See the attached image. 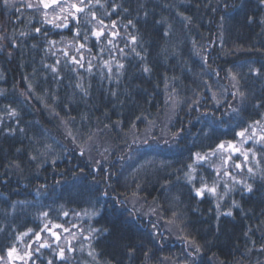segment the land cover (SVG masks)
I'll use <instances>...</instances> for the list:
<instances>
[{
    "label": "trees",
    "instance_id": "1",
    "mask_svg": "<svg viewBox=\"0 0 264 264\" xmlns=\"http://www.w3.org/2000/svg\"><path fill=\"white\" fill-rule=\"evenodd\" d=\"M63 1L0 0V264H264V0Z\"/></svg>",
    "mask_w": 264,
    "mask_h": 264
},
{
    "label": "snow or ice",
    "instance_id": "2",
    "mask_svg": "<svg viewBox=\"0 0 264 264\" xmlns=\"http://www.w3.org/2000/svg\"><path fill=\"white\" fill-rule=\"evenodd\" d=\"M3 3H4L5 6H8V5L11 3V0H3ZM57 3H58V0H50V3H49V0H39V4L42 5L43 8H45V9H47L48 7H50L51 4H57ZM83 3H84V0H80V4H83ZM96 3L99 4V3H100V0H96ZM101 6H102V5H101ZM27 7L32 8V7H34V5H33L32 3L29 2V3L27 4ZM71 7H72L73 9H75V12H76V13H83V12H84V8L81 7V6H77L76 4H73ZM62 10H63V9H62ZM113 11H115V9H113ZM69 14L71 15V13H69ZM57 19H60V18L57 17ZM73 19H76V20L78 21V17H76V16H73ZM92 19H93V20H96V19H97L95 13H92ZM47 22H48V23H52L53 21H47ZM98 23L101 24V25H103L104 22H103V20H98ZM129 23L131 24L132 22L129 21ZM262 23H264V21H262ZM55 26H56V27H61L60 24H56ZM63 26H64V27H67V24L64 23ZM113 27H115V23H113ZM35 31H36L37 33H39V32L41 31V29H40V28H36ZM76 34H77V35H80L79 31H77ZM92 34L97 38V40H99V38H100L102 35H104V32H103V29H102V28L99 29V30L93 29ZM113 35H115V33H113ZM132 43H136V38H135V37H132ZM79 47H80L81 49H83V48H85V45H84V44H80ZM120 51H123V49H120ZM133 51H135V49H133ZM65 55H68V54L65 53ZM137 55H139V53H137ZM80 59L82 60V59H83V56H81ZM71 62L75 64V63H79V60H77L76 58L73 57V58L71 59ZM58 63H59V62H58ZM105 66H107V63H106ZM119 67H120V68H123L124 65H123V64H120ZM90 70H91V69L89 68V71H90ZM110 70H111V69H109V71H110ZM144 70H145L146 72L149 71L148 68H145ZM52 71L55 72L56 69L53 68ZM233 79H235V77H233ZM233 95L235 96L236 94L233 93ZM240 95L243 97V93H240ZM174 106H175V103H173V107H174ZM10 114H11L12 116H15V115H16V113H15L14 111L11 112ZM256 123L259 124L260 122H259V121H256ZM247 131H248V129H244L243 131L237 133L238 136H240L241 138H244V139H243V143H247L248 140H250V139L252 138V136H255V135H256L255 130H253V132H252V136H248V137L245 138V134H246ZM89 139H91V137H89ZM259 139L262 140V141H264V134H261L260 137H259ZM219 150H226V146H225L224 143H220V144H218V145L216 146V149H213V151H212L211 153H209V154L201 155L200 153H196V154H195L196 162H201V163H202V162L207 161L209 155L215 156V155H217V152H218ZM227 150H232L233 152H240V148H237V147H236L235 145H233L231 142H229V143L227 144ZM241 154L244 155V159H245V160L248 159L247 152H243V153H241ZM81 155H84V152H83V151H81ZM220 158L223 160L224 164H227V159H224L222 156H221ZM32 159H36V157H32ZM228 159H231V157L229 156ZM97 163H99V162L97 161ZM188 167H189V169H193V165H192V164H189ZM235 167H236V168H240V164H236ZM193 170H194V169H193ZM217 171L219 172L218 169H217ZM248 171H249V172H252V169L249 168ZM186 175H187V174H186ZM224 175H230V173L227 172V171H225V172H224ZM192 179H195V177H191V176H189V182H191ZM236 183H240V181H236ZM225 186H227V185H225ZM244 187H245V189H246L248 192H251V191H252V186H251V185H249V184H245ZM216 189H217V186H216V185H213L212 187H208L206 184H202V186H201L200 188H197V189H196V195H198V196H202L203 193H204L205 191H207L208 193H211V194L215 195V194H216ZM134 195H135V194H134ZM234 206H235V205H234ZM218 207H219V206H218ZM97 214H98V213H97ZM224 214H225V215H228V216H231V215H232V212H231V211H228L227 213H224ZM42 215H43L44 217H47V216H48V213H47V212H44V213H42ZM64 215L67 216L68 213L65 212ZM175 215H176V214L173 213V216H174V217H175ZM172 222H173L172 220H169V221H168V223H172ZM74 226H75V225H74ZM54 227H56V228H60V227H62V226L57 224V225H54ZM43 230L51 231V229L48 227V224H45V225H44V228L42 229V231H43ZM64 230H65V231H68V229H64ZM92 231H96V230L93 229ZM29 232H31V229L29 230ZM27 234H28V233H25L24 235H27ZM52 235H53V236H57V234H56L55 232H52ZM40 239H41V237H40L39 233H37V234H36V240H40ZM57 239H58V237H57ZM190 243H194V242H191V241H190ZM40 246H41V247H48L49 245H47L46 243H42ZM195 251L199 252V251H200V248H199L198 246H196V247H195ZM15 253H17V249L14 248V247L11 248V249L9 250V252H8V256H9V258H10V259H11V258H20V259H23L22 256H20V257H14V254H15ZM25 255H29V256H30L29 253H25ZM59 255H60L61 258L64 257V251H63V249L60 250ZM89 255H92V253H89ZM48 264H52V261H49Z\"/></svg>",
    "mask_w": 264,
    "mask_h": 264
},
{
    "label": "rangeland",
    "instance_id": "3",
    "mask_svg": "<svg viewBox=\"0 0 264 264\" xmlns=\"http://www.w3.org/2000/svg\"><path fill=\"white\" fill-rule=\"evenodd\" d=\"M49 3H50V0H49ZM60 3H64V4H66L63 0H58V3L57 4H60ZM70 3V2H69ZM57 4H54V5H57ZM50 6H53V5H50ZM53 11H54V9H53ZM54 13H56V14H58V10H55V12ZM55 15V14H54ZM246 137H248L247 135H245V138ZM243 139L244 138H241V140L240 141H238L237 143H232L233 145H235L237 148H240V152H233L232 150H227V147H226V150H225V156H226V158H227V164H228V161L230 160V159H228V157L230 156L231 157V155H236V154H241V153H243V152H247V155H248V158H249V156H250V153L252 152V150L250 151L249 149H247V146L251 143V140H248V142L247 143H243ZM224 154V153H223ZM217 155H220V153L218 154L217 153ZM225 159V158H224ZM225 165V164H224ZM219 166H220V164H219ZM240 168H242V165L240 164ZM218 169H219V167H218ZM54 228V227H53ZM51 229V231H53L54 229ZM50 232V231H49ZM41 237V236H40ZM57 237H58V234H57V236H55V239L56 240H58L57 239ZM41 243L40 244H42V243H46V244H48V243H50L49 241H50V237L49 236H47V237H41ZM20 256H24L21 252H19V251H17V253H15L14 254V257H20ZM12 260L13 259H15V258H11ZM18 259V258H17ZM23 260V259H22ZM14 263V262H13ZM14 264H16V263H14Z\"/></svg>",
    "mask_w": 264,
    "mask_h": 264
}]
</instances>
